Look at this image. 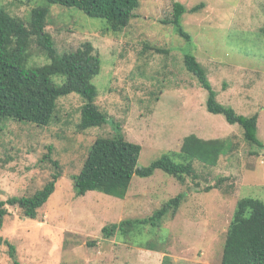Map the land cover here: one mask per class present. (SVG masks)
I'll list each match as a JSON object with an SVG mask.
<instances>
[{
    "label": "rangeland",
    "instance_id": "obj_1",
    "mask_svg": "<svg viewBox=\"0 0 264 264\" xmlns=\"http://www.w3.org/2000/svg\"><path fill=\"white\" fill-rule=\"evenodd\" d=\"M175 2L188 11L181 24L191 40L163 22ZM11 15L28 19L32 7L49 6L47 30L60 53L94 46L101 71L92 82L96 103L108 123L78 127L85 99L79 93L58 100L47 126L8 120L0 132V198L31 196L55 172L62 176L37 219L22 217L8 206L1 236L17 246L21 264H221L226 232L237 203L244 197L264 201V147L245 139L238 124L208 111V91L188 71L186 52L204 64L220 102L238 113L258 115V137L264 143V0H142L136 16L121 31L108 30L103 18L77 7L47 0H0ZM201 6L198 10H192ZM161 49V50H160ZM30 65L50 58L36 44ZM121 132L142 145L138 165L149 166L166 153L181 150L184 138L225 139L230 149L215 166L199 160L184 182L157 169L134 175L125 198L100 191L78 196L74 177L98 137ZM184 193L179 209L157 227L141 233L108 236L104 228L125 219L147 218L165 202ZM155 244L160 251L145 248ZM10 248L0 249V264H10Z\"/></svg>",
    "mask_w": 264,
    "mask_h": 264
},
{
    "label": "trees",
    "instance_id": "obj_2",
    "mask_svg": "<svg viewBox=\"0 0 264 264\" xmlns=\"http://www.w3.org/2000/svg\"><path fill=\"white\" fill-rule=\"evenodd\" d=\"M31 1V0H29ZM142 0H47L49 4L77 7L92 17L103 18L108 30L118 32L126 28ZM196 6L192 10H198ZM188 11L182 2H175L170 17L164 23L173 24L176 31L187 40L191 35L182 27L181 21ZM50 15L49 6L32 7L28 19L11 15L0 5V132L8 120L47 126L53 120L58 100L64 95L79 93L86 101L82 107L81 122L78 127L85 130L92 126L108 123V114L96 103L99 95L93 78L101 71V59L94 53V46L85 43L77 50L60 53L52 34L47 30ZM44 52L50 62L44 65H30L32 46ZM161 50V49H160ZM185 66L208 91L206 107L209 112L222 114L231 124L242 127L245 139L252 145L264 147L258 137V115L240 114L227 104L220 102L217 92L204 64L193 52L184 55ZM231 145L225 139H205L195 133L187 135L180 151L166 153L152 164L139 167L142 145L126 139L121 132L112 137H98L89 149L79 172L74 177V188L78 196L89 191H100L112 196L125 198L134 175L149 177L157 169L184 182L187 175L195 173L194 162L199 160L207 165H217ZM56 167L52 178L31 196L0 198V234L4 228L8 206L20 209L22 217L37 219L40 208L56 191L62 176L58 160L44 156ZM184 193L168 200L153 215L141 219H125L104 228L108 236L120 233L127 235L147 225L157 227L169 214H176ZM142 230H137L141 233ZM7 244L13 261L17 259V246L0 235V249ZM145 248L160 251L155 244ZM162 264H172L166 255ZM221 264H264V201L255 197L239 199L237 208L226 232Z\"/></svg>",
    "mask_w": 264,
    "mask_h": 264
}]
</instances>
